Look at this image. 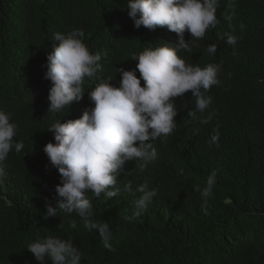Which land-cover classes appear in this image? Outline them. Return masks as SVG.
Listing matches in <instances>:
<instances>
[{"label":"trees","instance_id":"obj_1","mask_svg":"<svg viewBox=\"0 0 264 264\" xmlns=\"http://www.w3.org/2000/svg\"><path fill=\"white\" fill-rule=\"evenodd\" d=\"M226 2L220 0L216 12L219 24L207 30L194 50L181 53L190 64L222 66L220 83L206 93L212 97L211 108L197 112L198 117L214 112L211 121L202 124L188 116L196 100L190 91L176 97L177 126L166 142H153L155 162L140 172L129 161L125 168L130 174L118 177L121 188L129 180L134 189L144 182L155 188L152 203L129 222L125 217L140 193L133 197L121 191L108 199L88 193L93 219L108 222L112 231L115 251H109L75 213L58 209L56 217L44 218L46 203L56 206L54 189L60 181L43 151L54 142L47 128L56 120L77 119L85 110L73 102L68 109L48 113L51 82L44 78V56L56 32L82 29L90 52L101 51L120 35L126 42L118 55L128 59L137 51L135 45L155 44L163 35L134 32L122 21L131 19L126 0H0V110L11 113L18 127L14 141L24 144L4 161L0 264H40L27 247L48 235L71 239L84 253L81 264H264V0H236L231 26L223 18ZM225 32L239 37L235 52L220 38ZM211 44L217 50L210 56L206 49ZM118 68L97 73L86 88L108 77L118 84ZM215 127L219 147L209 144ZM213 170L217 182L205 215L194 186L203 187ZM45 264L51 261L46 258Z\"/></svg>","mask_w":264,"mask_h":264},{"label":"clouds","instance_id":"obj_2","mask_svg":"<svg viewBox=\"0 0 264 264\" xmlns=\"http://www.w3.org/2000/svg\"><path fill=\"white\" fill-rule=\"evenodd\" d=\"M235 5L236 0H227L225 5L223 18L229 26ZM219 6L220 0H126L125 8L131 19L122 21L134 32L158 31L163 35L155 44L135 45L137 51L130 59L118 55L126 42L120 35L101 51L90 52L83 42L82 29L53 34L44 56L47 68L44 78L51 82L48 113L68 109L73 102L85 110L77 119L56 120L47 128L53 133L54 142L46 143L43 151L58 171L60 181L54 189L56 206L46 203L45 219L56 217L58 209L69 216L75 213L87 231L98 233L105 249L115 251L109 223L93 219L95 213L88 193L96 198L104 194L107 199L121 191L133 197L140 193L134 199L131 215L125 217L129 222L136 220L152 203L157 191L150 189L147 182L134 189L130 180L121 188L118 177L130 174L125 168L129 161L134 160L140 172L155 162L158 153L153 142L157 139L166 142L177 126L174 99L190 91L196 100L195 110L189 111L188 116L202 124L211 121L214 112L206 117H198L197 112L203 114L211 108L212 97L206 93L220 83L222 66L209 63L206 54L200 52L201 59L209 64L204 67L190 64L181 53L194 50V44L206 38L207 30L219 24L216 16ZM220 38L226 39L235 52L239 37L225 32ZM216 50L215 44L206 49L210 56ZM117 67L118 84L111 83L112 78L108 77L86 88L97 73ZM90 103L93 106L88 108ZM17 131L11 113L0 110V185L6 178L4 161L9 153L13 149L20 153L24 148L22 141H14ZM219 139V127H215L209 144L219 147ZM178 174L183 175V169ZM216 182L217 173L213 170L203 187L194 186L203 201L201 211L205 215ZM71 226L76 227L75 220ZM27 249L40 264H45L46 258L51 264H81L84 255L71 239L56 235L37 238Z\"/></svg>","mask_w":264,"mask_h":264}]
</instances>
